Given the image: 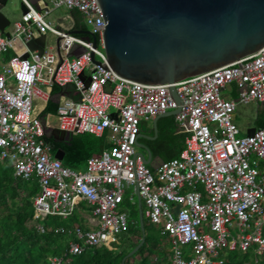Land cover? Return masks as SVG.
Wrapping results in <instances>:
<instances>
[{
    "label": "built area",
    "instance_id": "2783aa9c",
    "mask_svg": "<svg viewBox=\"0 0 264 264\" xmlns=\"http://www.w3.org/2000/svg\"><path fill=\"white\" fill-rule=\"evenodd\" d=\"M22 1L26 12L14 23L11 37L0 32V161L8 160L16 177L38 182L40 191L32 199L36 229L45 233L50 217L78 213L85 227L69 230L74 238L66 254L102 247L117 251L128 227L123 202L128 197L135 204L136 194L144 218L159 225L170 243L168 262L155 258L153 264H223L228 252L248 250L253 261L246 264L264 261V126L238 137L241 130L234 121L240 103L264 104V47L174 83L178 104L170 85L134 82L92 61V53L99 62L107 59L97 0H42L37 6ZM62 7L80 12V24L97 37L96 48L70 33L78 29L75 25L64 29L49 20ZM42 34L51 35V50L47 41L43 54L30 51L26 43ZM17 39L29 56L5 60ZM76 45L85 51L67 57ZM54 84L71 85L80 98L58 96L59 125L52 128L67 135L108 133L110 147L89 158L84 170L64 166L44 140V107L38 110L36 100L47 95L46 102ZM228 88L233 96L222 97ZM178 107L175 120L184 149L152 168L135 157L141 124ZM47 264L66 262L51 256Z\"/></svg>",
    "mask_w": 264,
    "mask_h": 264
},
{
    "label": "water",
    "instance_id": "95a60500",
    "mask_svg": "<svg viewBox=\"0 0 264 264\" xmlns=\"http://www.w3.org/2000/svg\"><path fill=\"white\" fill-rule=\"evenodd\" d=\"M105 27L104 40L107 59L99 62L92 53V61L106 70L115 71L122 78L146 85H170L172 98L181 104L174 83L204 74L264 47V0H97ZM7 0L0 2V32L11 37L6 29L11 25L3 12ZM22 7V13H25ZM70 33L83 35L97 47V37L87 29H73ZM57 39L58 54L61 56ZM47 35L42 34L26 43L30 51L43 54ZM85 48L76 45L67 54L74 57ZM29 52L23 54L24 58ZM90 79L85 82L89 86ZM180 107L157 115L152 123L154 135L139 132L136 146L143 150L144 163L152 166V152L140 139L155 140L157 121L175 116ZM256 127L247 135H253ZM52 135L64 139V132L54 129ZM55 157L64 160L65 151L58 149ZM139 225L142 237L137 246L122 260L132 257L144 244L146 234L142 199L138 197Z\"/></svg>",
    "mask_w": 264,
    "mask_h": 264
},
{
    "label": "trees",
    "instance_id": "16d2710c",
    "mask_svg": "<svg viewBox=\"0 0 264 264\" xmlns=\"http://www.w3.org/2000/svg\"><path fill=\"white\" fill-rule=\"evenodd\" d=\"M70 12L75 18V27L86 29L80 24L82 19L80 12L77 10ZM14 55L13 50L9 49L4 54V59L9 60ZM62 93L75 100L80 98V94L71 85L61 87L54 84L52 86L51 98L40 114L47 131L44 140L50 145L53 153H56L58 149L65 151L62 161L64 166L74 170H83L86 167L87 159L100 156L104 149L110 147L108 133L101 137L90 133L77 135L64 133L63 140H60V136L55 138L52 131L56 128L49 126L46 118L56 117L58 103L54 97ZM46 96L36 100L38 110L43 107ZM255 126H264V104H259ZM157 127L158 135L155 140L142 139V141L150 148L153 157H159L163 161L177 158L184 149V139L183 135L176 133L178 127L175 117H161L157 121ZM141 130L154 135L153 127L146 123L141 124ZM39 191L40 186L36 180L25 181L16 177L10 162L8 160L0 161V264H47L48 258L51 256L63 257L66 264H122L123 258L141 240L138 202L132 205L128 202V197H125L123 208L128 213V227L119 236L122 244L117 251L102 247L87 249L81 255L66 254L67 244L74 238L69 230L76 226L84 228V222L78 213H74L68 219L50 217L44 223L47 231L39 232L36 229V222H34L32 202L33 197ZM82 205L84 207V204ZM58 228H61L62 231L56 232ZM144 229L146 234L144 244L132 257L126 260V264H153L155 258L166 262V253L160 250L161 244L155 242L152 232L158 230L159 235L164 237L166 242L168 238L161 234L159 227L146 218H144ZM135 237H140V240L135 242L133 240ZM159 252H162V257L158 256ZM137 257L140 259L133 262L132 259ZM224 258L223 264H246L253 261V251L228 252ZM260 264H264V261H261Z\"/></svg>",
    "mask_w": 264,
    "mask_h": 264
},
{
    "label": "rangeland",
    "instance_id": "374dc122",
    "mask_svg": "<svg viewBox=\"0 0 264 264\" xmlns=\"http://www.w3.org/2000/svg\"><path fill=\"white\" fill-rule=\"evenodd\" d=\"M3 12L6 14V16L8 17V19L11 22V25L7 28V31H10L11 28L13 27L14 23L19 21L22 17V0H7V5L4 8ZM69 13V10L66 7H62L60 9L55 10L52 13V18L53 17H59V16H63L66 13ZM51 43H53V41L51 40ZM231 96H233V94L231 93V91L228 89L222 91V97L224 98H230ZM259 112V105L252 102L249 104H243L240 103L235 111V115H234V121L236 123V125L239 127V129L241 130V133L238 135V137H242L247 135V131L249 128H253L255 127V123H256V118ZM46 122L48 123V125L50 126H58L59 125V119L56 117H47L46 118ZM152 124V123H149ZM136 150L138 151L139 148L136 147ZM143 151V150H142ZM132 193H134V188H131L130 190H128V196L131 195ZM136 202H138V196L135 194L134 196ZM159 225H156V227H158ZM153 239L155 240V242L157 244H161L160 246V250H165V252H169L170 249V244L168 243V240L166 242L165 238L162 237L161 235H159L158 230L157 231H153ZM133 240L135 242L140 240V237H135L133 238ZM122 244V242H121ZM121 246V245H120ZM164 248V249H163ZM129 250V249H127ZM158 256L162 257L163 254L162 252L158 253ZM140 259V257L137 258H133L132 261H136ZM142 264V263H139ZM144 264V263H143Z\"/></svg>",
    "mask_w": 264,
    "mask_h": 264
},
{
    "label": "crops",
    "instance_id": "0c3cea01",
    "mask_svg": "<svg viewBox=\"0 0 264 264\" xmlns=\"http://www.w3.org/2000/svg\"><path fill=\"white\" fill-rule=\"evenodd\" d=\"M32 4H34L35 6H37V5H39V3L41 4L42 3V0H29ZM22 7L24 8V5H23V1H22ZM52 16V14H50V16H49V20H52L55 24H57L59 27H61V28H64V29H71L74 25H75V18H74V16L72 15V13L69 11V13L67 12L65 15H63V16H59V17H51ZM16 23V22H15ZM12 26V25H11ZM6 31H7V29H6ZM13 31V27L11 28V30L10 31H8V32H12ZM47 41H48V46L50 47H48L50 50H51V35L50 34H48V36H47ZM11 50H13V52L15 53V54H23V52L25 51V48H24V45L22 44V42L19 40V39H17V40H12V47H11ZM51 86H50V97H49V99L51 98ZM60 95V94H59ZM59 95H56L55 97H54V99H55V101H57V98H58V96ZM49 99L43 104V107L45 108L46 107V105H47V102L49 101ZM44 108H43V110H44ZM40 109V108H39ZM175 117V116H174ZM144 123H146V122H143V124ZM149 123H152V121L151 122H148V123H146L147 125H149V126H152L153 127V123L152 124H149ZM48 124V123H47ZM50 126V125H49ZM57 129V128H56ZM154 129V128H153ZM250 129V128H249ZM142 131V130H141ZM143 132V131H142ZM143 133H145V132H143ZM176 133L177 134H179L178 132H177V129H176ZM145 134H148V135H151V136H153L152 134H150V133H145ZM155 134V133H154ZM182 135V134H181ZM140 140H142V139H140ZM143 143V142H142ZM144 144H146V143H144ZM147 145V144H146ZM138 151H142L141 149H139ZM52 154L55 156V153H53L52 152ZM152 159H153V164H152V166H150V167H154V166H157L158 164H160L163 160L162 159H160L159 157H153V154H152ZM88 160V159H87ZM70 168V167H69ZM86 168V167H85ZM84 170V169H83ZM138 196V195H137ZM128 202H129V200H128ZM130 203V202H129ZM136 203V202H135ZM120 247V246H119ZM164 249V248H163ZM163 252H165V250H163ZM166 253V256H165V258L167 259V261L166 262H168V258L170 257L169 256V252H165ZM164 258V257H163ZM159 260H162V259H160V258H158ZM165 262V263H166Z\"/></svg>",
    "mask_w": 264,
    "mask_h": 264
},
{
    "label": "flooded vegetation",
    "instance_id": "af4514ba",
    "mask_svg": "<svg viewBox=\"0 0 264 264\" xmlns=\"http://www.w3.org/2000/svg\"><path fill=\"white\" fill-rule=\"evenodd\" d=\"M4 0H0V2L2 3ZM256 127V126H255ZM141 142H143L142 140H140ZM143 143H145V142H143Z\"/></svg>",
    "mask_w": 264,
    "mask_h": 264
}]
</instances>
